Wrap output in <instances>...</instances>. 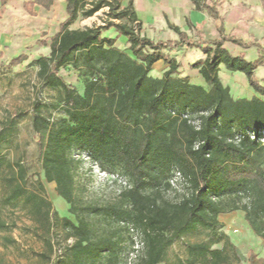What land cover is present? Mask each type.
I'll use <instances>...</instances> for the list:
<instances>
[{
  "label": "trees",
  "instance_id": "obj_1",
  "mask_svg": "<svg viewBox=\"0 0 264 264\" xmlns=\"http://www.w3.org/2000/svg\"><path fill=\"white\" fill-rule=\"evenodd\" d=\"M189 1L216 21L221 39L207 40L202 25L188 20L199 36L192 41L165 16L179 39L155 42L141 35L142 22L133 0L126 7L121 0H66V20L50 40L42 41L50 54L37 60L38 76L43 85L61 93L65 117L52 121L44 113L46 105L36 101L32 127L39 136L44 178L56 185L74 220L53 212L42 179L31 191L28 169L1 154L0 187L5 192L3 206L21 201L44 229L47 252L42 257L46 261L57 254L56 235H65L73 243L57 264H123L122 241L97 227L109 220L129 233L132 229L142 233L139 264L162 263L175 240L199 227L217 231L219 216L236 211L244 212L248 226L264 243V86L256 78L264 63V48L226 34L218 1ZM53 4V0H34L25 7L50 10ZM103 8L122 23L71 28L80 15L90 18ZM110 29L125 37L131 55L115 46L116 39L104 37ZM227 42L246 49L257 47L259 59L252 63L244 54L233 56L224 46ZM184 44L205 55L192 69H200L208 88L181 78L180 64L163 52ZM26 60L25 55L14 58L8 72ZM160 61L168 70L154 78L150 71ZM66 66L83 68L89 75L82 94L60 75ZM222 66L244 74L257 95L235 99L220 78ZM14 129L11 124L0 130V146ZM76 153L86 154L102 171L124 177L129 188L119 193L115 203H87L76 191ZM177 173L185 194L173 201L167 193ZM8 228L0 217V232ZM57 228L59 233H55ZM226 244L239 261L264 264V257L252 251L243 256L229 240ZM133 246L132 241L127 256L135 252ZM189 252L208 264L227 260L224 248L212 249L208 244L190 246Z\"/></svg>",
  "mask_w": 264,
  "mask_h": 264
},
{
  "label": "rangeland",
  "instance_id": "obj_2",
  "mask_svg": "<svg viewBox=\"0 0 264 264\" xmlns=\"http://www.w3.org/2000/svg\"><path fill=\"white\" fill-rule=\"evenodd\" d=\"M32 1L34 0H0V130L10 127L11 124L15 125L14 134L0 146V154L13 161H20L28 169V189L31 191L36 190V181L42 179L46 189L45 197L51 202L53 212L57 213L59 217L74 220V216L69 213L70 206L58 196L56 185L47 183L44 178L38 146L39 136L34 133L32 127L33 109L36 101H41L46 105L44 113L52 121L65 117L61 93L43 85L38 76L39 67L37 65V60L50 54V48L41 43L50 40L59 31L60 24L66 18L64 16L65 8L62 3L59 4V0L56 5L53 4V6L55 5L53 10V6L50 10L38 5L26 8L25 4ZM129 1L121 0V5L126 7ZM216 1L220 3L218 10L224 20L226 34L235 36L244 43H256L264 48V7L259 6L254 9L253 4L248 5L249 0H241L239 5L235 4L234 0ZM133 2L134 10L140 14L142 36L155 42L179 39L168 25L167 28L162 29L158 25L147 27L144 24L148 17L146 11L149 10V6L151 7V3L160 6L166 1L148 0L147 6L146 0H136V4L135 0ZM111 17L109 9L103 8L90 18L80 15L71 28L85 30L104 26L111 21L122 23ZM89 21L91 22L89 23ZM215 22V20L209 19L201 24L207 40L221 39ZM173 24L177 26L176 22ZM179 28L186 31L192 41L199 40L197 32L189 24L184 29ZM115 33L114 29H110L103 35L104 37L112 36L117 40L115 46L131 55L125 37ZM224 46L233 56H238L241 52L249 62L255 63L259 59L257 47L246 49L230 42L225 43ZM163 52L180 64L181 78H188L191 84L208 88L200 74V69H192L193 65L206 58L199 48H189L184 44L177 49H166ZM22 55H25L27 60L13 68L12 72H8L11 61ZM167 70L168 66L160 61L153 66L150 75L154 78H161ZM60 75L81 94L85 81L89 78L85 69L74 66L63 67L60 70ZM220 78L223 84L230 88L235 99H251L257 95L242 73H231L222 66ZM256 78L264 86V63L257 69ZM261 98L264 99V97ZM74 160L77 163L76 191L87 203L101 205L115 203L119 193L129 188L128 184L121 181L113 182L97 174L95 166L86 158V154L76 153ZM177 182L172 185L173 189L167 193V198L173 201L180 199L185 194L182 182L179 184ZM4 193V189L0 187V217L9 225L7 230L0 232V264H57L58 258L64 257L65 248L72 244L73 240L67 241L65 235L60 237L56 235L57 254L52 256L51 262L43 259L42 254L47 252L43 240L46 234L44 229L32 220L21 201L10 206H3ZM219 221L221 225L217 231L199 227L175 240L167 249L164 261L160 264H208L205 260L197 259L189 252L190 246L198 244H208L212 249L224 248L227 257L224 264H247L233 256L226 244L228 240L239 249L243 256H247L252 251L259 257H264V243L254 235L248 226L244 212L236 211L221 215ZM99 224L97 227L100 232L115 233L116 239L122 241V263L139 264L141 258L137 261L136 254L127 256V253L132 247V241L134 242L133 249H142V233L135 229L129 233L114 220ZM59 231H61L60 228H57L55 233H59ZM140 255L143 257L144 251H141Z\"/></svg>",
  "mask_w": 264,
  "mask_h": 264
},
{
  "label": "crops",
  "instance_id": "obj_3",
  "mask_svg": "<svg viewBox=\"0 0 264 264\" xmlns=\"http://www.w3.org/2000/svg\"><path fill=\"white\" fill-rule=\"evenodd\" d=\"M57 1L58 0H54L55 5L57 4ZM164 1L166 2H164L163 5H160V6L152 5L151 3V7L149 6V10L146 9L148 17L146 19L147 22L144 21L145 26L153 27L155 25H158L162 29H165L167 28V20L165 16L168 17L169 21L172 24L176 22L177 26L183 29L187 27L188 20L192 24H194V26L204 24L209 19L214 21L212 18H209L204 12L197 11L195 8V5L189 0H164ZM58 2L59 4L62 3L64 8L66 7V0H59ZM147 2L148 0H146V6H147ZM241 2H242L241 0H234V3L238 5L241 4ZM135 4H136V0H135ZM251 4H253L254 9L256 7L258 8L259 6L264 7V4L261 0H249L248 5H251ZM55 5L53 6L52 10L54 9ZM139 15L140 14H138V16ZM64 16H66L67 18L66 10L64 12ZM183 32H186V31H183ZM115 34H117V32ZM108 38H112V36ZM240 54L241 52L238 54V56Z\"/></svg>",
  "mask_w": 264,
  "mask_h": 264
},
{
  "label": "built area",
  "instance_id": "obj_4",
  "mask_svg": "<svg viewBox=\"0 0 264 264\" xmlns=\"http://www.w3.org/2000/svg\"><path fill=\"white\" fill-rule=\"evenodd\" d=\"M86 158L88 160H90L87 156H86ZM93 165L95 166V168L97 170L96 173L99 174L100 176H102L104 178H107L108 180H111L113 182L121 181L122 183L128 184V186H129L128 181L124 177H121L118 174H110V173H107L105 171H102L101 168L96 163H93ZM182 181H183V179H182L181 174L177 173L176 177L172 181V185H174L176 182H177V184H179V182H182ZM138 250H139V248L138 249H134L135 252H131L130 255L136 254V257H137Z\"/></svg>",
  "mask_w": 264,
  "mask_h": 264
},
{
  "label": "bare ground",
  "instance_id": "obj_5",
  "mask_svg": "<svg viewBox=\"0 0 264 264\" xmlns=\"http://www.w3.org/2000/svg\"><path fill=\"white\" fill-rule=\"evenodd\" d=\"M91 21H89V23H90Z\"/></svg>",
  "mask_w": 264,
  "mask_h": 264
}]
</instances>
